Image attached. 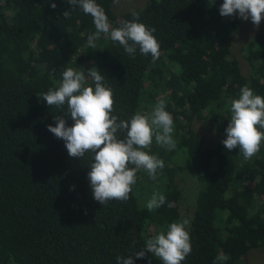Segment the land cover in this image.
<instances>
[{"label":"trees","instance_id":"obj_1","mask_svg":"<svg viewBox=\"0 0 264 264\" xmlns=\"http://www.w3.org/2000/svg\"><path fill=\"white\" fill-rule=\"evenodd\" d=\"M51 2L55 9L50 0H0V264H117L116 257L133 255L179 222L178 172L197 183L186 226L192 251L181 264H213L221 253L228 259L218 264H246L249 251L264 249V140L249 161L222 140L240 89L247 85L264 97V34L241 48L245 76L230 54L239 17L219 14L223 0H147L117 15L114 0H95L112 28L136 15L155 28L156 60L138 49L130 57L105 34L95 49L87 47L96 32L91 15L79 6L71 11L68 0ZM68 67L84 69L85 86L93 88L86 71H100L114 94L112 115L120 120L150 117L160 101L173 118L176 147L153 138L143 151L164 167L155 178L138 172L126 202H96L87 179L89 155L70 158L64 141L48 131L66 108L47 106L42 94L59 86ZM194 120L218 126L214 145L193 131ZM154 193L166 203L149 212ZM133 260L162 264L151 253Z\"/></svg>","mask_w":264,"mask_h":264},{"label":"clouds","instance_id":"obj_2","mask_svg":"<svg viewBox=\"0 0 264 264\" xmlns=\"http://www.w3.org/2000/svg\"><path fill=\"white\" fill-rule=\"evenodd\" d=\"M68 3L71 11L79 6L93 18L96 32L88 35L87 47L95 49L96 41L101 34H105L111 41L118 42L132 58H135L137 49L143 56L151 55L153 60L159 58L160 45L153 35L156 30L137 22L138 15L134 20L123 21L119 27L112 28L95 0H68ZM50 6L52 9L57 7L51 0ZM219 14L222 17L238 15L258 28L264 19V0H223ZM63 15L68 17L70 12L65 11ZM86 72L94 88L85 86L84 69L68 67L61 74L59 86L42 94L47 106L66 108L62 116L54 119V127L48 125V131L64 141L70 158L82 159L89 155L87 179L96 202L102 206L112 200L126 202L138 172L144 170L155 178L157 170L164 167L163 160L143 149L152 144L153 138L158 145L166 146L169 150L176 147L172 137L173 118L165 110V103L160 101L150 117L134 114L130 120H120L112 115L114 94L104 84L105 77L96 67ZM230 111V121L225 129L226 139L222 140V144L228 151L238 148L239 155L249 161L260 151L261 141L264 140V131L257 128L264 129V97L254 95L253 90L245 85L240 89L239 98L231 100ZM65 116L73 121L71 127L67 126ZM165 203L163 194L154 193L146 208L152 212ZM172 206V203H168V207ZM188 224L187 219L171 223L166 233L161 231L147 239L140 251L128 257H116L117 264H134L133 257L142 259L149 253L159 258L162 264H181L192 251L190 235L186 230ZM227 259L228 256L221 253L213 264Z\"/></svg>","mask_w":264,"mask_h":264},{"label":"rangeland","instance_id":"obj_3","mask_svg":"<svg viewBox=\"0 0 264 264\" xmlns=\"http://www.w3.org/2000/svg\"><path fill=\"white\" fill-rule=\"evenodd\" d=\"M147 0H115L112 5L114 14L131 12L141 8ZM264 15V14H262ZM264 34V19H262L258 28L252 22L243 21L239 18L237 29L233 35L230 47L231 56L237 61L242 75H247L246 64L243 60L241 48L243 44L253 36ZM194 132L204 137L207 146H212L217 138L221 137L218 126L212 121L194 120L191 124ZM177 181L181 191V200L178 203L179 221L189 220L192 210L194 196L197 190V183L189 173H177L174 178ZM246 264H264V249L251 250L246 256L242 257Z\"/></svg>","mask_w":264,"mask_h":264}]
</instances>
